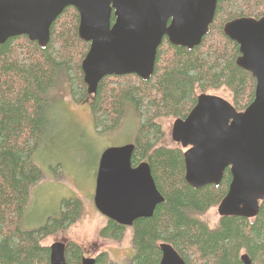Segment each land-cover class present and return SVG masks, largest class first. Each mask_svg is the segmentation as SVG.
<instances>
[{"label": "trees", "instance_id": "1", "mask_svg": "<svg viewBox=\"0 0 264 264\" xmlns=\"http://www.w3.org/2000/svg\"><path fill=\"white\" fill-rule=\"evenodd\" d=\"M262 16L264 0H217L208 32L198 45L187 49L162 40L147 80L134 74L105 76L93 95L87 94L81 71L89 43L78 37L79 16L73 7L65 8L51 24L44 47L24 35L0 44V264H49V248L42 241L67 230L82 215L79 199H63L43 225L21 229L30 189L42 179L31 158L59 76L75 104H88L96 133L114 130L128 111L133 114L131 164H149L163 197L150 217L139 218L130 227L106 219L99 238L117 243L130 229L128 264H160V243L171 245L186 264H240L239 251L255 264H264V199L253 221L223 217L209 227L201 216L223 198L228 173L218 185H188L183 151L161 144L165 133L158 122L161 117L184 118L199 94L219 89L230 93L238 112L252 102L255 79L236 65L238 45L224 34L223 26L235 18ZM82 256L77 243L65 242L67 264H80ZM94 259V264H119L106 251Z\"/></svg>", "mask_w": 264, "mask_h": 264}, {"label": "water", "instance_id": "2", "mask_svg": "<svg viewBox=\"0 0 264 264\" xmlns=\"http://www.w3.org/2000/svg\"><path fill=\"white\" fill-rule=\"evenodd\" d=\"M216 4L217 0H0V44L24 35L44 47L51 24L65 8L73 7L79 16L78 37L89 43L81 71L87 94L93 95L105 76L134 74L147 80L163 36L171 45H198ZM223 32L238 45L236 65L255 79L252 102L238 112L226 99L201 93L187 116L173 121L170 135L184 149L185 182L193 188L218 185L229 168L231 181L217 213L249 219L258 214L264 199V16L229 20ZM133 149V143L104 149L93 194L96 210L126 227L150 217L163 201L149 164L132 166ZM159 247L160 264H186L171 245ZM48 248L49 264H67L65 242ZM241 260L251 264L246 255ZM94 263L93 256L80 261Z\"/></svg>", "mask_w": 264, "mask_h": 264}, {"label": "rangeland", "instance_id": "3", "mask_svg": "<svg viewBox=\"0 0 264 264\" xmlns=\"http://www.w3.org/2000/svg\"><path fill=\"white\" fill-rule=\"evenodd\" d=\"M67 89L65 79L59 76L49 94V108L44 117L43 130L31 158L32 163L41 170L42 179L30 189L21 229L40 227L48 217L58 212L61 200L76 198L81 201L83 208L80 219L67 230L45 238L43 246L49 247L58 241L75 242L84 253L95 255L106 251L111 260L128 264L132 256L131 230L127 229L117 243L99 238L98 230L107 220L94 207L93 194L101 153L107 147L132 143L136 130L135 118L128 111L119 127L98 134L94 130L88 104H75ZM208 93L231 103L227 90ZM174 120L172 117L158 119L165 133L161 144L165 146L175 145L170 135ZM216 209L210 208L201 216L212 228L219 221Z\"/></svg>", "mask_w": 264, "mask_h": 264}, {"label": "flooded vegetation", "instance_id": "4", "mask_svg": "<svg viewBox=\"0 0 264 264\" xmlns=\"http://www.w3.org/2000/svg\"><path fill=\"white\" fill-rule=\"evenodd\" d=\"M170 22V20H168V23ZM167 23V24H168ZM162 40H164V41H166L167 43H169L168 42V40H167V37L166 36H163V38H162ZM170 44V43H169ZM186 116H187V114H186ZM185 118V117H184ZM181 119H183V118H181ZM175 146H180L178 143H175ZM181 147V146H180ZM182 149V151H184V149L183 148H181ZM182 154H183V152H182ZM146 162V161H145ZM140 163V162H139ZM137 165V164H136ZM135 165V166H136ZM228 173V178H227V180H228V182L226 183V191H227V189H228V185H229V183H230V181H231V175H230V172H229V168H226L225 169V171H224V173ZM223 173V174H224ZM223 177V176H222ZM226 193V192H225ZM225 195V194H224ZM262 201V200H261ZM261 201L259 202V207H260V204H261ZM217 207V206H216ZM219 217V220L221 219V218H223V217H237V216H218ZM250 219V221H253L254 220V218H249ZM218 223H219V221H218ZM97 254V253H96ZM95 254V255H96ZM95 255H92L91 253H84L83 252V256H94L95 257ZM243 255H246L247 256V258L249 259V261H250V263L251 264H255L254 263V261H252L251 260V257L248 255V254H246V253H244V252H242V251H239V253H238V261L240 262V264H243V262H242V260H241V257L243 256ZM82 258V257H81Z\"/></svg>", "mask_w": 264, "mask_h": 264}]
</instances>
